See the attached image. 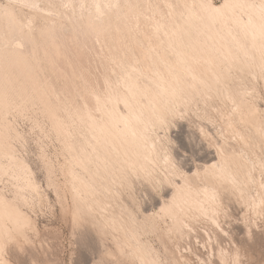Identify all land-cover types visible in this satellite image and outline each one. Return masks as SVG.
Listing matches in <instances>:
<instances>
[{"label": "bare ground", "instance_id": "1", "mask_svg": "<svg viewBox=\"0 0 264 264\" xmlns=\"http://www.w3.org/2000/svg\"><path fill=\"white\" fill-rule=\"evenodd\" d=\"M64 7L69 8L68 11ZM35 15L45 21L36 30L40 37L38 43L32 31ZM140 17L148 21L149 29H139ZM111 24L132 32L133 42L140 53V59L133 57L130 62L121 58L116 64L119 86L111 83L109 73L103 67V62H111V56L103 48L104 32ZM38 46L45 61L53 66V71L56 70L55 73L64 80L63 85L71 94L75 73L70 71L79 66V61L86 63L91 72L85 77L82 74L86 93L81 95L80 111L74 108L76 116L88 126V136L83 137L85 146L81 147L80 154L71 155V164L63 171L70 193L81 203L75 206L74 221L78 222L81 209L97 213L99 221L118 233L144 264H158L156 251L142 240L136 228L137 211L127 207L131 217L124 227V223L98 200V194L104 198H120L114 185H129L128 180L116 173L113 164H117L120 168H129L135 177H143L150 184L161 186L164 191L149 213L142 210L151 225H161L168 238H178L191 231L195 234V221L202 219L214 231L212 236L204 231L208 255H196L198 260L203 264H243L234 232L220 223L219 211L226 207L229 192L246 198L242 191L249 188L247 186L253 180L250 172L253 161L241 157L234 139V142L227 140L218 144L215 155H210L202 163L187 167L168 151L165 147L168 138L160 136L156 130L167 127L173 113L185 111L189 106L185 96L193 98L200 86L204 96L222 95L231 101L234 111L225 121L239 142L250 147L247 138L251 133L258 141H264V122L259 120L263 109L259 106L256 88L252 83L245 88H237L236 81L227 86L224 83L227 79L229 82L230 71L235 70L243 76L257 64L262 70L264 87V0H223L219 5L213 0L0 2V174L7 173L21 191L40 198L31 168L12 145L11 139L18 134L7 118L10 105L7 86L11 83H8V68L17 66L14 68L19 70L16 71L19 77L31 81V71L35 69L31 70L29 61L37 60ZM126 47L122 44L119 49L124 57ZM142 64L149 70L145 71ZM116 68L110 67L112 71ZM48 90L47 93L52 91ZM56 117L58 122L59 117ZM67 133L71 138L72 134ZM68 146L69 150L72 149L71 144ZM19 195L28 202L29 197L23 192ZM247 203L252 204L254 215L263 209L264 181L258 183L256 196L251 200L247 198ZM243 216L242 225L237 230L241 237L249 240L255 223L244 220ZM34 227L31 218L0 193V264H8L4 257L5 247L10 245L21 252L23 245L20 241H26L28 230ZM222 236L228 238L227 245L222 244Z\"/></svg>", "mask_w": 264, "mask_h": 264}, {"label": "rangeland", "instance_id": "2", "mask_svg": "<svg viewBox=\"0 0 264 264\" xmlns=\"http://www.w3.org/2000/svg\"><path fill=\"white\" fill-rule=\"evenodd\" d=\"M221 1L223 0H213L217 5ZM0 2L5 3V0H0ZM68 9L64 7L65 11H68ZM16 11H18L17 8ZM25 13L28 14V11L25 10ZM32 21H34L32 23L33 34L36 41L37 39L40 41L36 30L38 31L45 24V21L38 15H35ZM139 29H149L148 21L141 17ZM137 34L139 33L137 32ZM104 40L103 48L111 56V62L105 61L103 65L101 58H98V60L108 71L111 83L119 86L120 76L116 64L121 58L122 60H130V62H132L133 57L140 59V53L138 54L137 45L133 42L132 32L120 30L114 24H111L104 32ZM122 44L127 46L125 49L126 57L119 52ZM38 47L37 60L29 59L31 70L35 69L31 71L33 74H31V81L27 79V82V80H23V77L20 78L19 70L15 69L17 66L11 65L8 68V83L11 82L12 84L9 83L10 86L7 84L10 103L7 118L18 134L17 137L11 139L12 145L17 155L23 157L31 168L38 183L41 197L39 198L34 194L29 196L27 192L21 191L15 186V181L10 175L7 173L0 174V193L24 211L35 226L34 229L28 230L27 242L20 241L23 245V252L7 245L4 249V257L8 260V264H116V262L120 264H144L133 254L129 245L123 242V238H119L118 233L109 230L99 221L96 216L97 213H90L81 209L78 222L74 221L75 206L81 203L70 193L63 171L71 164L70 156L80 154L81 147L85 146L83 137L88 136V126L77 117L78 115L76 116L74 108L77 107L80 111L82 106L81 95L86 93V81L82 79L85 75H90L91 72L87 69L88 65L86 63L83 64L79 61V66L74 67L72 72L70 71L72 74L75 73L73 79L74 91L71 94L66 91L67 89L63 85L64 80L56 74L55 69L53 71V66L45 61L40 46ZM34 60L37 61L36 64L39 61L41 63L39 62L36 65ZM33 65L35 68H32ZM142 65L145 71L149 70L146 65ZM111 66L116 69L112 71ZM17 70L18 72H16ZM15 72L18 76L15 75ZM261 73V67L254 64L250 67V72L243 76H239L235 70L230 71L229 82L227 79L224 83L227 86L236 81L237 88H245L252 83L256 88L259 106L263 109L262 112L260 111L259 120L264 122V87ZM32 79L36 80V83L39 84H37L38 87ZM29 85L35 89L33 90ZM47 89H52V91L48 90L51 95L49 92L47 93ZM63 89L67 92L66 94ZM198 89V92L193 93V98L190 99L188 95L185 96L189 105L187 109L170 115L168 126L157 128L156 132L160 136L165 135L168 138L166 142L168 144H165V147L172 152L175 159L180 160L187 167L191 165L189 166L191 168L210 158V155L211 157L215 155L218 144L227 140L232 142L236 140L234 142L235 147L241 157L253 161L250 171L253 180L248 184L247 187L249 188H244L245 190L242 191L246 200L240 195L229 192V197L225 202L226 207L219 211V220L224 226H228V230L230 228L231 232H234V238L238 242L243 256V264H264V207L258 214L254 215L252 204L247 203V198L251 200L256 196L258 183L264 181V141H258L256 135L254 133L250 134V131L245 128L246 133L250 134V137L247 138L250 147L239 142L238 138L231 134L230 127L225 121L227 117L232 116L234 111L233 104H230L231 101L222 95H215V97L214 94H208L204 96L200 86H198ZM42 94L43 97H41ZM70 94L71 96H69ZM42 98L50 102L52 109L49 102L47 103ZM72 108L73 110H71ZM50 111H53V113L51 114ZM55 115L59 117H56L58 122L55 121ZM78 120L79 122H77ZM54 121L57 124L60 123V126L55 124ZM62 125L65 127H62ZM67 132L72 134L71 138ZM70 144L72 149L69 150L68 145ZM97 147L98 150L102 151L98 145ZM161 153L160 151L159 155ZM113 165L116 173L118 172L124 179L128 180L129 185H114L120 193V198H104L101 194H98V200H101L107 206L118 221L124 223V227L131 217L130 210L137 211L139 217L136 218V226H138L136 228L141 233L142 240L156 251L158 264H203L196 255L202 257L208 255L207 243H205L207 238L204 231L212 236L213 227L202 219H197L195 221L196 235L191 231L189 234L182 235L184 237L168 238L163 234L161 225H151L142 213V210L149 213L150 208L156 203L155 201H159L162 197L164 191L161 186L152 185L143 177H135L129 168H120L117 164ZM22 192L29 197L28 202L20 197L19 194ZM242 214H244V220L255 223L253 225L255 229H252V237L249 240L241 237L242 234H238L237 229L242 225ZM221 239L222 244H228L226 236H222ZM108 253H111V255H108Z\"/></svg>", "mask_w": 264, "mask_h": 264}]
</instances>
